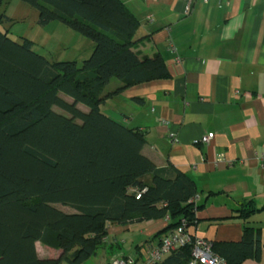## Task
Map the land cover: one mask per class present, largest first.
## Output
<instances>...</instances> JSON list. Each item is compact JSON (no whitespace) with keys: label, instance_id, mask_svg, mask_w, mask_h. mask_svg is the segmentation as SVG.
I'll return each instance as SVG.
<instances>
[{"label":"trees","instance_id":"16d2710c","mask_svg":"<svg viewBox=\"0 0 264 264\" xmlns=\"http://www.w3.org/2000/svg\"><path fill=\"white\" fill-rule=\"evenodd\" d=\"M19 1L37 10L39 26L57 21L94 48L80 66L49 63L32 42L0 31V264H86L112 224L168 218L163 235L180 220L194 226L193 181L172 166L157 168L142 154L144 132L101 110L132 86L169 78L160 55L140 60L132 51L134 14L120 0ZM7 19L0 15V25ZM112 79L122 86L104 96ZM242 207L236 218L244 223L255 209ZM243 232L240 243L212 252L227 264L258 261L260 231L244 225ZM36 243L59 257L40 259ZM189 255L187 246L158 264H188Z\"/></svg>","mask_w":264,"mask_h":264},{"label":"crops","instance_id":"0c3cea01","mask_svg":"<svg viewBox=\"0 0 264 264\" xmlns=\"http://www.w3.org/2000/svg\"><path fill=\"white\" fill-rule=\"evenodd\" d=\"M120 1L138 21L132 51L140 60L160 55L169 78L128 88L102 112L144 132L142 154L157 168L172 166L196 185L192 234L210 246L236 245L251 226L260 231L261 257L242 264H264V0H197L189 15L182 0ZM121 86L111 80L104 96ZM206 134L214 138L204 146ZM248 202L255 213L243 223L237 212ZM168 225L112 224L93 263L144 258ZM39 244L40 259L59 257L45 246L40 254Z\"/></svg>","mask_w":264,"mask_h":264},{"label":"rangeland","instance_id":"374dc122","mask_svg":"<svg viewBox=\"0 0 264 264\" xmlns=\"http://www.w3.org/2000/svg\"><path fill=\"white\" fill-rule=\"evenodd\" d=\"M3 14L8 19L1 23L0 31L7 33L14 42L21 43L23 39L32 42V50L46 58L49 63L75 61L80 66L81 62L92 54L94 48L92 41H88L57 21L46 26H39L37 10L19 0L5 1L0 6V15ZM118 81L112 79L113 83H118ZM63 98L70 101V99ZM61 113L64 115L63 112ZM55 208L65 213H72V210L62 205H57ZM37 249L41 254L44 246L39 244ZM52 255L55 256L56 253ZM92 258L86 264H94Z\"/></svg>","mask_w":264,"mask_h":264},{"label":"built area","instance_id":"2783aa9c","mask_svg":"<svg viewBox=\"0 0 264 264\" xmlns=\"http://www.w3.org/2000/svg\"><path fill=\"white\" fill-rule=\"evenodd\" d=\"M185 4V12L189 15L191 13V7L197 0H182ZM207 3L208 0H202ZM170 143L176 144L177 139L173 135H169ZM214 138V134H206V136L200 139V143L207 146ZM224 161L222 155L219 157ZM264 162V158H263ZM139 198V196H137ZM198 198L195 197L191 200V203L197 205ZM168 221V218H166ZM186 221L180 220V225L173 229V231L164 234L159 242L152 247L149 253L142 259L137 260L132 256L116 257L112 260L111 264H158L162 262V259L168 254L174 252V250L190 247V255L188 264H227L222 258H219L212 252V246L207 241L196 237L191 232V228ZM107 238H103L102 242L105 243Z\"/></svg>","mask_w":264,"mask_h":264}]
</instances>
